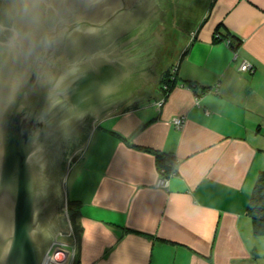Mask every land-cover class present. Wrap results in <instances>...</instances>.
<instances>
[{
  "label": "crops",
  "instance_id": "crops-1",
  "mask_svg": "<svg viewBox=\"0 0 264 264\" xmlns=\"http://www.w3.org/2000/svg\"><path fill=\"white\" fill-rule=\"evenodd\" d=\"M183 1L197 33L179 83L160 108L151 87L102 119L68 176V198L83 203L77 264H264L247 211L264 173V0ZM217 28L242 39L237 54ZM162 153L176 161L166 188Z\"/></svg>",
  "mask_w": 264,
  "mask_h": 264
},
{
  "label": "water",
  "instance_id": "water-1",
  "mask_svg": "<svg viewBox=\"0 0 264 264\" xmlns=\"http://www.w3.org/2000/svg\"><path fill=\"white\" fill-rule=\"evenodd\" d=\"M162 16L157 0H0V264H44L71 236V159L156 81Z\"/></svg>",
  "mask_w": 264,
  "mask_h": 264
},
{
  "label": "rangeland",
  "instance_id": "rangeland-1",
  "mask_svg": "<svg viewBox=\"0 0 264 264\" xmlns=\"http://www.w3.org/2000/svg\"><path fill=\"white\" fill-rule=\"evenodd\" d=\"M157 2H158V6L160 7V10L162 9V11H164V16L161 17V20H163V22L162 21L161 22L163 23V27L165 30H161L162 34H164V37H163L164 39H163V42L161 43L160 47H158L156 52H155V60L157 61L156 65H155V72L157 73L156 81L153 83H148L147 88H144L141 92H136L132 98H133V100L138 99V98H143L147 94V90L149 88L156 87L159 91H161V94H162V96L160 98H157L158 100L156 101V102H158V104H160L164 98L163 97L164 93L160 88V84L157 82L159 81V79H161V77H163V73L166 69L170 68L171 66L172 67L177 66L180 58L183 55L182 54L183 53L182 48H183V44L185 43V39H187L186 37L187 36L189 37V35H190V38H192V40H193V35L195 32H193L194 30H192V32L188 31L189 26H187L188 25L187 17L190 19H194L195 16H193V15L196 12H195V9H193V6H195V4L191 3V2H188V4H185V1H183V0H175V1L174 0H170V1L168 0L167 3H166V0H157ZM168 6L170 8L171 7L172 8L170 10H168L169 9ZM242 65L239 68L240 72L246 73V74L247 73H255L256 70L252 64H250V65L253 69H251L252 71H250V72L248 71L250 67L247 66L245 69H242V67H243ZM140 96H142V97H140ZM130 104L131 103H127V105H130ZM162 104L160 107H162ZM124 107H125V105L120 106L117 111H119V109H122ZM112 114H114V113H112ZM106 117H104V118H106ZM97 124H98V122L94 123L95 127L97 126ZM83 151L76 153L72 157L71 162H70L69 174L72 171L75 164L78 162V160H81ZM69 174H68V176H69ZM67 180H68V177L66 179V182H67ZM66 182H65V191H66ZM67 212H68V210H67ZM71 235H73V230H72ZM59 241L61 243L59 245H61L65 248L64 252L66 254L69 255V253H70V257H68L69 263L67 262L68 261V259H67L65 262L61 261L57 264H77L76 263V259H77L76 254L74 256L73 253L68 250V249H70L73 242H75V239H73L72 236H70L68 238L67 237H59L58 243H59ZM75 244H76V251H77V243L75 242ZM53 253H54V248H53L52 254L50 253L51 255L47 256L48 260H51V258H49V257L52 256ZM56 256H57L56 253H54V255L52 256V259H55ZM49 264H52V263H49Z\"/></svg>",
  "mask_w": 264,
  "mask_h": 264
},
{
  "label": "trees",
  "instance_id": "trees-1",
  "mask_svg": "<svg viewBox=\"0 0 264 264\" xmlns=\"http://www.w3.org/2000/svg\"><path fill=\"white\" fill-rule=\"evenodd\" d=\"M193 40L195 39L197 31L194 30ZM221 28H217L216 33L214 34V41L216 42H225L228 47L232 48V50L237 54L239 48L242 46V39L238 36H233L230 32H227V34L220 33ZM223 35L228 36L226 40H224ZM192 40V41H193ZM187 54V50L184 52V55ZM240 70V69H239ZM249 74V73H247ZM253 74V73H250ZM160 84V88L163 91V103L165 100H167L169 93L172 91L174 87L179 83L178 80V66L176 67H170L166 69L163 73V77L159 79L157 82ZM194 86V85H190ZM155 105L159 107L158 102H155ZM135 109L136 105L131 106L129 109ZM173 124V122H172ZM175 159L172 155L169 154H159L158 155V163H159V171L161 173L162 170H164L166 173L164 174V177H168L171 173H176V163ZM161 175V174H160ZM162 176V175H161ZM83 203L81 201L77 200H71L68 198L67 203V210H68V216L71 222L73 235L72 238L75 239V242L77 245L80 246L81 244V238L83 234V227L80 224V218H81V207ZM248 214L252 217L253 220V228L254 233L258 237H264V173H262L259 176V179L256 183V186L254 187L251 200L248 204L247 208ZM79 263V261H78Z\"/></svg>",
  "mask_w": 264,
  "mask_h": 264
},
{
  "label": "built area",
  "instance_id": "built-area-1",
  "mask_svg": "<svg viewBox=\"0 0 264 264\" xmlns=\"http://www.w3.org/2000/svg\"><path fill=\"white\" fill-rule=\"evenodd\" d=\"M243 67H242V69H245L247 66L248 67H250L249 68V72L250 71H252L251 69H253L252 67H251V65L249 64V63H243V65H242ZM242 71V70H241ZM163 103V100L161 101V103L159 104V107L161 106V104ZM184 123H185V119L183 118V117H179V118H176V119H174L173 120V125L175 126V127H177V128H179V129H181V128H183V126H184ZM166 172L164 171V170H162L161 171V182H160V185L163 187V188H166L167 186H168V180L171 178V177H173V176H176L177 174L176 173H171L170 175H169V178L167 177H164V174H165ZM72 236V235H71ZM59 244H61L60 243V241H59V243L57 242L56 244H55V246H54V253H56V258L55 259H52V256L54 255V253H53V255L52 256H50L49 258H51V260H46L45 261V263L44 264H49V263H52V264H57V263H59V262H65L67 259H68V257H70V253H69V255L68 254H66L65 252H64V250H65V248L63 247V246H61V245H59ZM69 251H71L72 253H73V255L75 256V254H76V244H75V242H73V244L71 245V247H70V249H68ZM52 252H53V250H52ZM52 252H51V254H52ZM50 254V255H51ZM68 263H69V259H68V261H67Z\"/></svg>",
  "mask_w": 264,
  "mask_h": 264
}]
</instances>
